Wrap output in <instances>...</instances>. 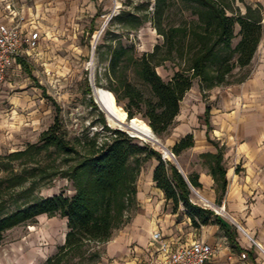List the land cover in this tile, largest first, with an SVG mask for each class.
Masks as SVG:
<instances>
[{"label": "trees", "instance_id": "16d2710c", "mask_svg": "<svg viewBox=\"0 0 264 264\" xmlns=\"http://www.w3.org/2000/svg\"><path fill=\"white\" fill-rule=\"evenodd\" d=\"M234 1L245 5V14L236 13L227 0H155L154 15L147 16L144 21L153 22L164 37V43L142 56L121 43L111 52L108 89L127 110L130 119L140 116L156 135L162 136L174 126L181 102L193 88L195 79L200 80V90L206 101L215 87L239 84L250 76L248 73L236 82L230 80L237 71L246 69L257 53L264 35L262 13L260 6L253 9L246 0H232V3ZM176 3L187 5L193 17L190 24L165 25L169 11ZM236 25L240 27L241 38L234 46ZM176 60L183 61L180 70L165 80L157 68ZM129 69L146 85L149 94L130 82ZM51 100L60 112L56 101ZM91 105L98 108L93 98ZM101 115L103 129L110 133L104 139H100L98 132L69 140L57 113L55 123L42 133L37 143L0 156V245L7 232L31 224L46 214L66 218L68 232L64 244L45 264H86L88 260L100 259L102 255L95 248L112 240L118 230L132 221L131 212L138 205L137 182L142 166L153 158L158 161L153 180L167 201L173 202L175 210L184 206L196 226L209 225L213 219L227 238L236 242V233L231 226L213 210L192 201L191 186L202 188L198 174H186L187 180L173 162L162 157L161 152L151 145H139L135 137L125 131L112 129L106 113ZM210 115L211 107L207 105V137L218 152L201 157L210 166L220 193L219 204H222L228 185L227 168L224 148L210 137ZM194 146L195 136L189 133L172 151L178 158ZM57 177L71 182L74 195H39V190Z\"/></svg>", "mask_w": 264, "mask_h": 264}, {"label": "rangeland", "instance_id": "374dc122", "mask_svg": "<svg viewBox=\"0 0 264 264\" xmlns=\"http://www.w3.org/2000/svg\"><path fill=\"white\" fill-rule=\"evenodd\" d=\"M227 1L236 9V13L245 14L246 7L242 2ZM23 2L27 12L38 17L42 39L37 54L26 61L14 83L10 86H0V156L25 149L28 144L37 143L42 133L55 123L57 113L62 130L69 140L73 141L86 135L93 136L98 132L100 139L106 138L110 133L103 129L101 122V114L105 111L95 101L91 74L94 72L93 85L108 89L111 52L116 45L121 43L125 47L133 48L137 56H142L146 52H152L156 45L164 43V37L155 29L153 22L144 21L147 16L151 18L154 15L155 0H23ZM252 7L257 9L256 6ZM192 20L187 5L176 3L169 11L165 25L190 24ZM134 25L137 28H133ZM99 31L101 35L96 40L95 34ZM239 31L240 27L236 25L234 46L241 38ZM180 64H183L182 60L168 61L158 67L157 71L165 80H169L180 70ZM253 68L254 65L237 71L230 79L231 82H236L243 75L251 73ZM127 74L130 82L149 94V89L132 69H129ZM49 97L56 101L60 112H57L55 104ZM92 98L98 104V108L92 107ZM209 104L213 105L211 97L206 101L202 98L200 80L195 79L193 88L181 102L180 115L174 126L166 134L156 136L172 151L177 141L187 132L194 134L200 132L201 108ZM111 128L119 129L113 126ZM135 142L141 146L151 145L165 157L163 150L152 143L138 137H135ZM199 158L190 149L176 157L186 174H191L189 163L195 164ZM166 160L174 162V157L169 155ZM156 164L158 161L153 158L142 166L138 180L144 195L131 212L132 221L118 230L110 242L95 248L102 255L100 259L88 260L86 264H139L135 254L131 252L137 245L145 248L151 233L146 241L134 240L130 236L134 232L142 233L145 225H149L151 230V225L155 228L158 224L168 235L172 237L181 235L183 240L198 239L203 234L212 235L224 243L228 240L213 219L209 225L196 226L184 206L181 205L177 211L175 210L173 202L167 201L164 192L148 180L149 173ZM17 169L20 167L17 166ZM195 190L202 193L201 189L192 190V201L203 208L213 210L232 227L237 240L249 248L254 245L263 259V251L241 232L237 223L230 217L229 210H227L229 215L216 213L213 206L206 205L196 196ZM74 193L71 182L61 177H57L39 190L41 196L55 194L72 196ZM216 205L222 204L216 202ZM213 224L217 225V229L211 227ZM67 230V223L60 217L52 220L37 219L31 224L20 225L10 230L0 245V264H23V252L34 248L41 249L44 255L35 257L32 264H45L64 243ZM120 237L129 239L124 249L115 250L113 244Z\"/></svg>", "mask_w": 264, "mask_h": 264}, {"label": "crops", "instance_id": "0c3cea01", "mask_svg": "<svg viewBox=\"0 0 264 264\" xmlns=\"http://www.w3.org/2000/svg\"><path fill=\"white\" fill-rule=\"evenodd\" d=\"M247 3L256 7H259L260 5V8L264 9V0H247ZM39 26L41 29V25ZM252 65H254V68L251 71L250 76L245 81L228 87H215L210 91L211 94L209 95V98L211 97V100L213 101V105L209 104L211 107L210 126L212 128L210 130V137L213 141L217 142L219 146H223L224 148V163L227 168L228 185L221 202L225 204L227 210H229L230 215L237 225H243L252 236L254 235L252 240L255 245L259 246V248L263 251L264 41H261L257 53L249 67ZM206 108L207 105H204V108H201L200 132L198 134H194V132H187L183 137L189 133H193L195 136V146L191 148L190 151H193V153L200 158L195 164L189 163V169L191 173L199 175V181L202 184V194L211 203L216 204V202L220 201V193L217 190V184L211 174L208 162L205 158L201 157L202 154H215L218 152V148L214 145V143L210 142L207 137L208 125L206 121ZM182 138H180L177 143ZM157 165L158 164H156V166ZM156 166L151 169L148 176V180L152 181L154 184H156L153 180ZM137 186V200L139 201L140 198L143 197L142 195H144V192L140 187L139 180L137 182ZM53 218L55 217H49L44 214L40 215L37 219L52 220ZM62 219L67 223L68 227V220L66 218ZM18 227L20 226L15 228ZM150 227L152 228L151 230L149 225H145L143 232H134V234L130 236L132 237L131 239L146 241L151 233L149 241L146 244L147 247L154 230L161 229L164 232L163 228H161L158 224H156L155 228L153 225ZM211 227H213V229H217V225L215 224L211 225ZM47 234L54 239L49 232H47ZM165 234L168 235L167 233ZM255 236H257V240H255ZM225 238H227L226 235ZM128 239L129 238L127 237H120L117 239V242L113 244L115 250L124 249ZM198 239L207 241L211 244L219 245L220 250L215 258V264H264V258L262 259L259 256V252L256 250L254 245H251V248H249V246H244L237 239L235 243L231 244L228 238L227 239L229 241L227 240L224 243L222 241H218L216 237L207 234L201 235ZM141 249L143 248L137 245L131 253L135 254V251L139 250L140 252ZM242 252H246V259L241 258L240 255ZM22 255L23 264H32L33 259L35 257L39 258L40 255H44V252L39 248H34L30 251L23 252Z\"/></svg>", "mask_w": 264, "mask_h": 264}, {"label": "built area", "instance_id": "2783aa9c", "mask_svg": "<svg viewBox=\"0 0 264 264\" xmlns=\"http://www.w3.org/2000/svg\"><path fill=\"white\" fill-rule=\"evenodd\" d=\"M260 10L264 29V9ZM39 25L36 14L26 12L22 0H0V86L12 85L26 61L37 54L42 39ZM220 206L226 207L224 203L217 205ZM215 211L220 214L218 209ZM219 250L218 244L201 239L183 240L182 236L170 237L156 229L148 246L135 254L139 264H215ZM240 256L247 258L246 252Z\"/></svg>", "mask_w": 264, "mask_h": 264}, {"label": "bare ground", "instance_id": "6f19581e", "mask_svg": "<svg viewBox=\"0 0 264 264\" xmlns=\"http://www.w3.org/2000/svg\"><path fill=\"white\" fill-rule=\"evenodd\" d=\"M101 31L95 34L96 40L99 39L101 35ZM92 64L94 66V63ZM94 92H95V97H97L101 106L108 113L107 119L110 125L113 127L121 128L123 130H127L121 123H126L127 121H129L130 118L128 117L127 110L117 102L115 94L109 89L98 87V86H95ZM132 124H133L132 128L128 130H130V132H132L135 137H138V138L143 139L144 141L150 142L157 148H161L165 154V157H169L168 152H166L163 149L164 145L159 140V138L154 135V132L151 126L149 125V123H147L145 120L139 117H135L133 118ZM195 194L201 201L206 203V205L213 206L214 209H218V212L220 214L229 215L227 213L226 207L214 206L215 204L211 203L202 193H200L197 190H195ZM238 227L248 239H252L253 236L250 234V232H248V230L243 225L238 224ZM262 248L264 252V247L262 246Z\"/></svg>", "mask_w": 264, "mask_h": 264}, {"label": "water", "instance_id": "95a60500", "mask_svg": "<svg viewBox=\"0 0 264 264\" xmlns=\"http://www.w3.org/2000/svg\"><path fill=\"white\" fill-rule=\"evenodd\" d=\"M106 24H107V23H106ZM106 24H105V26H106ZM105 26L103 27V29L105 28ZM93 78H94V72L91 74V82H92V87H93V94H94L95 101H96L97 103L100 104V102H99V100L97 99V97H95V92H94L95 85H93ZM100 105H101V104H100ZM101 107H102V106H101ZM102 109H103V110L105 111V113H106V118H108V113L106 112V110H105L103 107H102ZM132 121H133V118H132V119H129V121H127L126 123H121V124L127 129V130H123V129H121V128H119V129L122 130V131L127 132L130 136L135 137L134 134H133L132 132H130V130H128V129H131L132 126H133ZM108 125L111 126L109 122H108ZM154 135L156 136L155 133H154ZM163 149H164L166 152H168L169 155H171L172 157H174V162H173V163L176 165V167L179 169V171L182 172V173L184 174V176H185L186 179L188 180L187 175H186V173L183 171V169L181 168V166H180L178 160L176 159L175 154H174L170 149H168L167 147L165 148V146L163 147ZM191 187H192V190L195 189L193 186H191ZM214 206H217V205L215 204Z\"/></svg>", "mask_w": 264, "mask_h": 264}]
</instances>
